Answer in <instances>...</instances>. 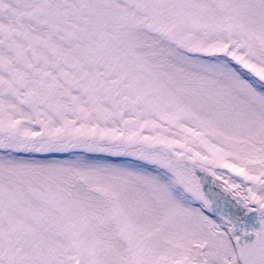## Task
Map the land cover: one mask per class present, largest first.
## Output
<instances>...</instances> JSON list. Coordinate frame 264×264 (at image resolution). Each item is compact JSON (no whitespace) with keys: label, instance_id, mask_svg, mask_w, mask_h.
Masks as SVG:
<instances>
[{"label":"snow or ice","instance_id":"1","mask_svg":"<svg viewBox=\"0 0 264 264\" xmlns=\"http://www.w3.org/2000/svg\"><path fill=\"white\" fill-rule=\"evenodd\" d=\"M0 264H264V0H0Z\"/></svg>","mask_w":264,"mask_h":264}]
</instances>
